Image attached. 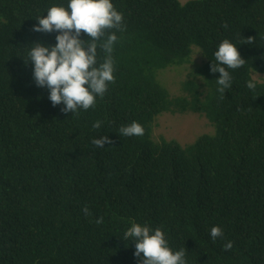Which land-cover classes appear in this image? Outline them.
<instances>
[{
    "label": "trees",
    "instance_id": "obj_1",
    "mask_svg": "<svg viewBox=\"0 0 264 264\" xmlns=\"http://www.w3.org/2000/svg\"><path fill=\"white\" fill-rule=\"evenodd\" d=\"M66 3L0 0V264H139L122 240L133 220L161 228L187 264H264V0H112L115 80L76 115L51 106L24 61L27 46L55 42L34 18ZM225 38L245 62L220 93L210 64ZM173 64H192L188 97L156 81ZM187 110L211 134L185 147L153 138L160 114ZM133 120L144 134L120 135ZM102 135L112 143H90ZM212 226L223 237L212 241Z\"/></svg>",
    "mask_w": 264,
    "mask_h": 264
},
{
    "label": "clouds",
    "instance_id": "obj_2",
    "mask_svg": "<svg viewBox=\"0 0 264 264\" xmlns=\"http://www.w3.org/2000/svg\"><path fill=\"white\" fill-rule=\"evenodd\" d=\"M42 14L34 18L36 23L32 31L55 33V42L54 44L35 42L26 47L24 61L26 64L31 63L34 85L45 88L51 106L62 105L63 113L70 112L71 115H76L79 111L94 108L97 98H103L108 86L115 80L112 52L118 41L117 32L123 30V14L117 11L112 0H67L66 5H50ZM82 33L87 39L81 38ZM248 41L251 43L252 38ZM98 49L105 54L100 60L97 58ZM213 57L216 63L211 62L210 72L219 74L215 79L217 91L224 93L232 83L229 70L242 67L245 61L241 59L237 46L227 38L217 45ZM173 65L158 71L155 78L160 72L178 66ZM255 86L253 80L245 83L249 90ZM182 88L184 93L185 89ZM176 113H194L205 117L204 114L190 110ZM100 126L99 121L92 124L94 129ZM118 132L124 137L142 136L144 128L133 120L122 125ZM90 143L97 148H103L112 141L107 135H102L98 139L92 138ZM81 211L85 215L88 214L87 207ZM95 223L102 224L103 218L97 217ZM209 237L212 241L223 237L222 228L212 226ZM122 240H129L132 243L133 256L138 259L139 264H187L184 247L179 250L170 248L164 232L159 227L152 228L134 220L129 221ZM231 248V241L224 243V251Z\"/></svg>",
    "mask_w": 264,
    "mask_h": 264
},
{
    "label": "rangeland",
    "instance_id": "obj_3",
    "mask_svg": "<svg viewBox=\"0 0 264 264\" xmlns=\"http://www.w3.org/2000/svg\"><path fill=\"white\" fill-rule=\"evenodd\" d=\"M197 58V55L193 56V61L195 60L196 62V64L192 63L193 66L200 64ZM192 64L168 68L162 72L163 74L160 72L156 80L170 96L186 97L187 91L185 90L183 93L182 83L189 80L187 75ZM158 117L157 123L152 130L153 138L156 141L163 138L175 141L180 146L185 147L192 144L201 134H211L212 132L206 133L210 130V125L207 119L200 114L162 113Z\"/></svg>",
    "mask_w": 264,
    "mask_h": 264
}]
</instances>
